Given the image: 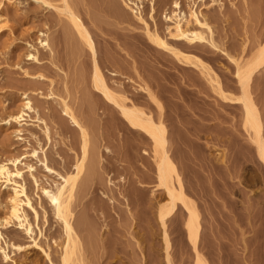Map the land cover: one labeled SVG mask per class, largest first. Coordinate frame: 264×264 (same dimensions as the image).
<instances>
[{
	"label": "rangeland",
	"instance_id": "obj_1",
	"mask_svg": "<svg viewBox=\"0 0 264 264\" xmlns=\"http://www.w3.org/2000/svg\"><path fill=\"white\" fill-rule=\"evenodd\" d=\"M130 1L129 7L135 9V0ZM174 1L185 12L188 4L195 3L211 25L217 46L233 59H246L259 42H264V0H155L153 20L149 17L150 0H141L138 13H133L122 0H69V5L93 40L96 62L108 86L124 93L155 118L156 110L147 90L163 106L169 154L183 180L184 192L199 212L202 235L198 248L203 247L200 251L207 263L264 264V169L256 164L254 151L239 139L243 134L239 109L216 106L215 95L197 68L155 48L136 19L140 12L149 29L165 37ZM48 2L61 6V0ZM0 7L5 18L0 30V159L18 157L22 167L24 162H29L42 185L51 183L53 175L46 174L40 162L29 156L35 148L41 159L42 148L49 166L64 173L79 149L78 129L61 111L60 100L65 99L89 133L90 150L99 157V171L111 167L105 177H111L127 197L138 184L136 180L149 186L145 191L149 194L155 183L151 144L114 126L112 118L116 119L118 113L105 107L92 93L90 54L66 16L34 0H0ZM45 34L51 51L39 43ZM176 47L210 67L228 94H239L234 62L225 54ZM29 52L36 55L37 61L28 59ZM251 84L252 96L264 122V67ZM24 96L29 97L34 111L29 112L22 126L6 125L2 120L21 105ZM105 146L110 152L104 151ZM221 158L223 162H219ZM95 192L92 194L98 193ZM92 194L87 196L88 200ZM154 194L161 195L159 191ZM5 195L0 193V212L4 209ZM97 196L90 201L96 203L93 198ZM86 200L83 198L75 207L78 214L84 211L81 208ZM113 200V205L104 202L108 212L105 218L94 212L86 216L87 221L95 224L98 234L90 245L93 253L85 255V264H164L158 224L154 222V227L153 224L145 230L141 227L142 217L131 218L116 195ZM33 201L41 216L38 228L42 231L41 236L34 226V237L53 247L50 235L59 233L61 227L52 218L44 198L41 208L36 197ZM42 208L48 216L47 222L43 220ZM184 218L180 208L167 223L173 264H192L194 258L192 246L186 240ZM2 232L6 240L28 242L14 227ZM6 251L16 264H46L34 250L26 253V259L10 248ZM0 264L12 262L5 263L0 255Z\"/></svg>",
	"mask_w": 264,
	"mask_h": 264
},
{
	"label": "bare ground",
	"instance_id": "obj_2",
	"mask_svg": "<svg viewBox=\"0 0 264 264\" xmlns=\"http://www.w3.org/2000/svg\"><path fill=\"white\" fill-rule=\"evenodd\" d=\"M34 1L51 6L66 16L69 24L80 39V42L87 48L90 54V86L92 93L101 99L102 103L106 105L105 107L109 106L116 110L118 116H114L117 117L116 119L112 118L114 126L117 127L118 125L122 129L124 128L127 135L129 133L143 137L146 142L148 141L151 144L152 161L150 162H153V165H151L153 171L151 169L150 171L154 172L153 180H155V183L150 193L146 195L145 191L149 186L141 183L142 181L138 182L136 180L138 184L135 187L132 186L133 191L127 197L123 190L117 188V185L111 180V177H108V175L105 177V173H108L107 170L111 169V167H103L99 171V157L90 150L91 138L89 137L87 129L78 120L77 113L73 111L65 99H61L60 104L63 115L78 129L79 133L78 152L74 155L72 165L64 168V173L60 172V170L56 171L49 166L48 156L42 148L40 149L42 151L41 159L39 158L38 150L35 148L31 149L29 156L40 162L46 174L53 175L54 179L51 183L47 182L42 185L33 173L35 170L34 165L29 162H24V166L22 167L19 165V163H22V160L19 161L18 157L7 156L2 160L0 159V193L5 192L6 194V197L4 196V203L1 202L4 204V209L0 212V255L2 260L5 263L10 261L12 264H16V261L11 259L6 251L10 248L12 252L22 253L24 259H26L25 255L29 250H34L44 258L46 264H85V255L91 256L90 254L93 253L94 250H91L90 245L94 241L92 240L93 237L95 239V235L97 236L98 234L95 224L90 223L89 220L87 221L86 216L89 212H94L100 218H105L108 212L104 202L113 205L115 203L113 195H116L117 200L122 205L123 211L128 216L134 219L137 215L142 217L143 225L141 227L145 230L151 229V225L154 222L158 224L161 232L164 264H173L169 253L171 240L169 239L167 223L173 220L171 219L173 214H175L177 209L181 208L185 216L182 223L186 240L192 246L194 252L192 264H208L205 254L202 253L203 251H200L203 247H200V250L198 248L202 235L199 212L193 200L187 197L184 192L183 180L176 164L169 154L168 148L170 145L168 144L167 126L164 123L165 120H163V106L147 90V95L153 102L156 110L157 115L155 118L151 113L145 112L134 101L127 98L124 93H120L121 91L117 93L115 91L116 89L113 90V87L110 88L108 86L96 62L93 40L80 18L72 10L69 5V0H61V6H52L48 0ZM122 1L125 6L130 8V0ZM154 1L150 0L149 17L152 20L154 19L153 14L155 12ZM140 2L141 0H135L133 2L135 9L130 8L133 13H138ZM172 8V16L167 19L170 21V25L166 27L167 32L165 37H161L156 31L152 32L149 29L148 23L140 15V12L136 16V19L142 24L148 40L155 48L170 53L174 58L183 61L189 67L197 68L196 70L208 81L215 95L214 104L216 106L236 107L239 109L240 125L243 130L241 137L244 136L243 138L239 137V139L245 141L244 144H246L247 149L254 151L256 164L259 168L264 169V122L259 105L255 102L251 92L253 77L264 67V42L261 44L258 41L259 43H256V49L246 59L242 57L233 59L217 46L214 41L211 25L202 12L196 9L195 3L188 4L187 12L181 10V5L178 1L173 2ZM112 12L113 14L115 13L114 11ZM4 21L5 18L0 13V30L4 25ZM41 34L43 35V33ZM39 43L43 48L51 51L49 38L46 34ZM176 46L188 50L194 49L206 52H217L221 55L225 54L234 62V79L239 94L232 96L224 91L222 83L210 67L206 66L196 56L186 54ZM241 51L244 52V47L241 48ZM27 56L28 59L37 61L35 54L29 52ZM80 109L79 111H81ZM32 111H34V107L31 100L29 97L24 96L21 105L7 113L2 121L6 125L14 123L15 125L22 126L25 123V117L29 116V112ZM17 131L20 132L21 130L19 129ZM44 132L48 138L46 125ZM104 151L108 153L110 149L105 146ZM143 154L145 155L147 153L144 152ZM220 160L219 162H223L222 158ZM150 171L147 174L151 173ZM25 173L28 178H25ZM152 175L151 178H153ZM123 179L120 177V180ZM26 180H28L29 186ZM141 180H145V177ZM156 191H159L161 195H155L154 193ZM94 192L97 194H92ZM89 194L93 196L90 195L88 200L87 196ZM94 195H98V198H93L96 203H94L93 199V202L90 201L92 197H96ZM33 197L37 198V204H40V208L42 207L41 199L44 198L52 218L61 227L59 233H52L50 235L53 247L34 237V226L38 228L41 216L35 206ZM83 198L87 200L83 203L85 207L82 206L83 208L81 209H85L84 211L81 210L78 214L75 207H77ZM131 208L134 209V212H131ZM81 212L83 215L80 214ZM253 214L255 215V212ZM42 217L44 222L48 221V216H46V211L43 208ZM10 227L20 230L27 237L28 242L24 243L14 240V238L6 240L3 236L2 229L6 232ZM38 230L42 236L41 229L38 228ZM149 232L151 234V230Z\"/></svg>",
	"mask_w": 264,
	"mask_h": 264
}]
</instances>
